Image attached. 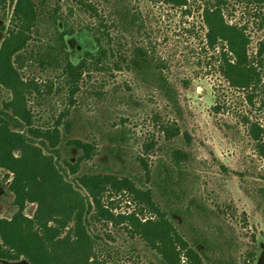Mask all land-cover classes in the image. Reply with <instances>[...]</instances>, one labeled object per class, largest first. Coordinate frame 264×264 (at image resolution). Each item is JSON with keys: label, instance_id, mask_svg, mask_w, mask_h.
<instances>
[{"label": "rangeland", "instance_id": "1", "mask_svg": "<svg viewBox=\"0 0 264 264\" xmlns=\"http://www.w3.org/2000/svg\"><path fill=\"white\" fill-rule=\"evenodd\" d=\"M80 1L76 4L75 0H51L52 6L58 4L56 17L64 20L58 30L98 26L102 18L114 39L122 42L123 49L140 44L150 51L154 69L166 76L174 89L175 104L155 83L129 70L125 62H120L119 68L111 64L103 70L86 71L71 101L66 72L59 67L42 69L38 64H28L22 72L33 78L41 91L39 95L33 93L28 102L35 123L50 124L64 114L62 130L66 122L70 123L64 140L80 139L92 144L96 151L81 169L113 171L120 177H129L140 188L150 187L161 204L166 197L174 198L170 194L160 198L155 175L150 179L144 176L145 164L156 172L158 158L165 161L172 144L189 151L191 161L185 167L180 188L191 211L182 226L186 239L198 232L214 239L218 256L215 264H264L263 95L259 89L230 85L219 71L218 48L206 44L201 17L203 0H188L185 7L158 0H127L142 23L132 40L124 32L125 25L121 26V33L107 21L113 0ZM224 1L229 22L242 24L264 12L263 1ZM83 2L94 6L96 13ZM11 9V0L0 2V41L6 35ZM45 12L46 9L40 32L53 21ZM50 28L53 32L54 28ZM249 32L251 53L264 40V28L259 30L251 23ZM65 40L67 50L75 55L74 62L85 50H95L94 42L85 33L67 35ZM10 96L0 85V100ZM173 121L179 134L170 139L164 134V126L173 125ZM252 124L260 128L257 140L250 134ZM184 132L191 138L189 143ZM61 154L72 161L77 156L74 149L66 146ZM11 176L0 168V217H10L16 210L9 190ZM103 203L115 214L133 212L142 217L140 203L127 190L106 192ZM35 207V203L26 202L24 214L31 217ZM143 213L151 216L146 210ZM92 229L103 236L98 254L104 264H160L143 241L130 237L122 227L97 223Z\"/></svg>", "mask_w": 264, "mask_h": 264}, {"label": "trees", "instance_id": "2", "mask_svg": "<svg viewBox=\"0 0 264 264\" xmlns=\"http://www.w3.org/2000/svg\"><path fill=\"white\" fill-rule=\"evenodd\" d=\"M11 1L9 26L0 41V85L11 94L8 100H0V168L12 174L9 190L14 195L12 203L16 210L10 217H0V264H104L98 254L103 236L92 229L97 223L122 227L130 237L143 241L160 264L217 263L215 240L205 232L196 233L197 229L187 240L182 227L191 214L180 191L185 167L191 161L189 151L172 144L166 151V160L158 158L156 172L145 164L144 176L150 179L155 175L160 198L167 194L174 198L166 197L161 204L150 187L140 188L129 177H120L113 171L81 169L96 153L92 144L80 139L64 140L70 131L69 122L64 124V130L60 127L64 114L50 124H36L28 103L33 93H41L37 82L22 72L28 64H38L42 69L59 67L66 72L71 83V101L86 71L103 70L111 64L119 68L120 62L155 83L173 102L174 89L167 77L154 69L156 64L150 51L140 44L123 49L122 42L114 39L102 18L98 26L59 31L58 25L64 20L56 17L58 4L52 6L51 0ZM158 1L177 7L188 4V0ZM0 2L4 4L6 0ZM82 4L96 13L94 6ZM128 4L127 0H113L107 21L121 33V26L125 25L124 32L132 40L142 23ZM44 9L53 21L40 32ZM201 17L206 44L218 48L223 77L234 87L259 89L264 103V40L258 42L255 52H249V24L263 29L264 12L242 24L229 22L224 0H203ZM79 32L92 39L95 50H85L74 62L75 55L67 50L65 37ZM173 123L164 126V134L170 139L179 134ZM250 134L255 140L260 137L257 124H252ZM183 137L190 142L187 132ZM64 146L75 150V161L62 158ZM136 180L143 185L139 177ZM123 190L140 203L142 217L133 212L115 214L104 205L106 192ZM26 202L36 204L31 217L23 212ZM144 210L151 216H145Z\"/></svg>", "mask_w": 264, "mask_h": 264}]
</instances>
